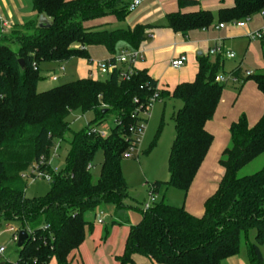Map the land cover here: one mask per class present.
<instances>
[{
	"label": "trees",
	"instance_id": "obj_1",
	"mask_svg": "<svg viewBox=\"0 0 264 264\" xmlns=\"http://www.w3.org/2000/svg\"><path fill=\"white\" fill-rule=\"evenodd\" d=\"M29 5L35 19L11 27L5 34L0 30V223L11 225L17 234H27L17 261L3 264H71L69 256L83 243L89 227L84 215L103 205H112L117 211L124 208L123 154L135 142L140 121L144 122L139 111L149 105L155 92L160 99L165 94L145 70H134L127 80L120 77L128 68L115 63L118 46L137 51L147 27L106 30L105 19L111 17L118 23L130 14L125 0H30ZM178 7L195 8L198 2L179 0ZM261 14L264 0H233L231 7L219 9L216 16L218 24L225 25ZM39 17L50 26L38 28ZM212 23L210 11L176 12L167 16L166 28L185 36L205 31ZM259 42L263 69L245 79L240 68L228 75L238 82L253 83L264 99V37ZM97 47L109 54L105 62L113 67L105 80L78 79L37 92L41 65L72 59L89 62L88 49ZM197 61L194 80L177 85L170 95L182 106L173 116L175 138L168 154L169 180L165 185L184 195L213 143L206 124L224 89V84L215 82L223 58L210 62L208 56H201ZM77 111L92 113L93 120L82 132L72 134L62 170L53 173L50 166H44L50 176L48 192L27 198V185L20 175L33 163L48 161L55 141H62L69 132V116ZM109 115L114 116V127L108 135L87 134ZM228 130L231 144L219 161L223 175L214 194L204 202L203 215L195 217L164 202L153 204L142 212L140 223L130 227L118 264H133L135 256L151 264H221L239 253L241 239L249 263L263 264L264 168L241 178L237 172L264 154V113L252 127L242 116ZM97 151L102 152L103 161L93 183L90 169ZM160 186L151 185L153 195ZM250 231H254L252 243Z\"/></svg>",
	"mask_w": 264,
	"mask_h": 264
},
{
	"label": "crops",
	"instance_id": "obj_2",
	"mask_svg": "<svg viewBox=\"0 0 264 264\" xmlns=\"http://www.w3.org/2000/svg\"><path fill=\"white\" fill-rule=\"evenodd\" d=\"M133 1L134 0H125V3L130 4ZM138 1L140 2L138 7H136L133 12H130L125 19L126 29H133L136 25L147 26L145 30L146 38L137 50L141 59L135 62L133 70H145L148 76L155 81L157 89L164 92L166 96L171 97L170 95L177 85L192 82L193 74L195 77L198 68L197 58L201 56H208L209 58L213 57L208 55L210 48L217 44H220L224 48L226 46L225 40L244 38L247 41L241 62L235 66L231 72L236 68H241L243 65L247 68L245 70L246 72L249 71L253 73L254 71H257L256 68H259L258 71L263 69V64H261L263 54L261 43L259 41H251L248 36L264 28V14L251 18L241 27L232 25L233 28L226 29L224 25L222 29H218V24L217 26H211L205 31H191L183 36L181 34H175L170 29L166 28L168 15L176 12L186 14L198 10L210 11L213 14L217 13L221 8L231 7L233 0H196L198 2V7L186 9H180L178 7L179 0ZM22 2L23 0H0V11L4 12V17L6 18L14 19V15L18 16V21L27 20L28 18L29 20L35 19L36 15L30 10V0H25L28 4H22ZM104 24H107L106 30H108L111 27H116L115 25L117 22L109 17L105 19ZM123 48V45H119L117 49H119L120 52ZM88 54L90 58L89 62L84 61L88 66V69L84 74L80 75L79 79L91 78L96 80L94 77L98 75L97 69L96 67L92 69L91 67L93 66L90 64L94 63V65H96L99 62L108 60L110 56L100 47L88 49ZM198 54H201V56ZM180 56L186 57L185 65L179 70H172L169 67L170 61ZM234 59L235 55L231 60ZM225 60L227 59H223V61ZM52 66V64L44 65V67L47 68V71H50ZM58 69L64 71L63 64H59ZM173 71L180 73L176 75L170 85H167L164 82L166 74ZM247 83L248 82L242 86L241 91L247 89V91L250 92L249 101L251 104V110L250 112L247 111L248 113L246 114H241L240 117L244 116L247 120L248 126L252 127L264 113V99L253 83L249 82L252 86ZM161 101L162 99H160L159 102ZM238 117L225 121L222 128L224 138L219 145L218 152H222V150L224 151L228 148L229 144H231L228 130L229 125L240 118ZM209 125L208 122L206 124V130L213 136V143L189 191L184 196L181 206L186 212L195 217H201L203 215L204 202L214 194L220 182L219 180H221L220 178H222L221 176L223 175L222 169L218 170L219 177L213 175V172H205L208 176L204 177L198 185L201 171L206 161L213 155L212 150L214 149L216 140V135L211 129H209ZM218 152L217 155H213L214 160H218L220 156ZM215 170L217 169L215 168ZM101 211L105 215L101 224L98 223L99 220H96V213H87L84 215V221L89 224V227L85 230L83 243L69 256L71 264H118L116 259L124 252L130 227L139 224L142 219V212L131 214L129 210L124 208L117 211L112 205H105ZM9 227L12 226L7 224L6 232H9ZM2 235L3 234L0 233V237ZM248 239L249 242H254V236L251 238L252 241H250V238ZM0 248H4V246H0ZM5 254L6 249L4 248V252L0 256V264H3L4 262L11 263ZM262 257L264 264V250H262ZM53 263L55 264V262ZM133 264L151 263L145 258L135 256L133 258ZM221 264H250L246 253L245 242L244 250L241 249L240 245L239 253L234 257L224 260Z\"/></svg>",
	"mask_w": 264,
	"mask_h": 264
},
{
	"label": "rangeland",
	"instance_id": "obj_3",
	"mask_svg": "<svg viewBox=\"0 0 264 264\" xmlns=\"http://www.w3.org/2000/svg\"><path fill=\"white\" fill-rule=\"evenodd\" d=\"M22 4H28V2L23 0ZM5 18L4 12L0 11V23L5 21L11 27L22 26L24 23L30 21L29 18L27 20L18 21V16L15 15V20ZM218 23L219 21L217 19L216 13H213L212 26H217ZM115 26L116 27L109 28L108 31L126 29V22L125 20L123 22H118ZM225 27L226 29L233 28L232 24L230 23H225ZM225 44V50H230L235 55L234 60L227 59L222 63V72H224V74L220 72L219 76H224L225 79H227L231 70L241 62L247 41L244 38H237L235 40H225ZM10 47L13 50H16V46L14 44L11 43ZM215 60L216 58H209L210 62H214ZM261 64H263L262 61ZM44 65L45 64L40 66V73L36 86L38 93L76 81L79 79L80 75L84 74V72L88 69V66L84 60L77 59H72L64 63V71L58 69L59 64L57 63L52 64L53 66L50 71H47V68H45ZM90 65L93 66L91 67L92 69L96 67L94 63ZM246 69L247 68H245L244 65L240 68L241 77L244 79L246 78ZM258 69L256 68L257 71ZM179 73L180 72L175 71L167 73L164 82L167 85H170L173 79H175L176 75ZM52 78H56V81H52ZM94 78L101 81L106 79V77L99 74ZM245 83L246 82L243 81L233 83L231 80H228L224 84L220 102L211 121L209 122V129H211L216 135L214 149L212 150L213 155H217V152L219 151V145L224 138L222 128L225 121L234 119L238 116L240 117L241 114H246L248 113L247 111L250 112L251 110V104L249 101L250 92L247 91V89L244 90L245 92L241 91L242 86ZM247 84L252 86L249 82ZM181 106L182 105L180 101L172 99L165 94L161 102L158 101L154 103L146 110V112H142L140 115V117L144 120V130L140 137L139 143L134 149L133 157L123 158L120 164L121 173L127 186V196L124 199V209L129 210L131 214L144 212L143 204L148 198V194L151 191V185L153 183L161 184L158 191L153 195L155 205L164 202L167 205L176 208L182 206V200L185 195L182 192L173 188H169L165 185L169 180V174L167 171L168 154L175 138L173 116L181 108ZM92 120L93 114L90 112L83 114L80 111H77L69 116V132L65 134L62 141H55V146L50 151L48 164L51 169L60 171L64 168V159L69 151V141L72 139V134L82 132L85 126ZM113 127L114 116L109 115L105 122L99 126H96L95 128L100 134L106 136L110 133V130ZM229 147L230 144L228 148ZM222 152H218L220 155L218 160H214L212 155L209 160L206 161L201 171V177L198 181V185L200 184L201 180L204 179V177L208 176L205 174V172H213V175H217L219 177L218 170H221L219 161L222 159ZM102 161L103 154L101 151H97L93 157V163L90 169L93 183H96L99 177ZM215 168L217 170H215ZM263 168L264 154L257 157L247 166L240 169L237 172V177L241 178L252 175L261 171ZM26 185L25 196L27 198L42 197L49 190V183L46 180H28ZM104 206L105 205L101 206V208L95 212L96 220H104L105 215L101 211ZM6 225L7 224L5 222L0 223V233L3 234L0 237V246H4L6 249L5 256L8 257L9 261L11 263H15L17 261L18 248L16 247V243L12 241L11 233L6 232ZM252 236H254V231L249 232L250 241H252ZM241 249L244 250V239H241ZM53 262H50V264H54Z\"/></svg>",
	"mask_w": 264,
	"mask_h": 264
},
{
	"label": "built area",
	"instance_id": "obj_4",
	"mask_svg": "<svg viewBox=\"0 0 264 264\" xmlns=\"http://www.w3.org/2000/svg\"><path fill=\"white\" fill-rule=\"evenodd\" d=\"M139 3L140 2L138 0H134L133 2H131L128 6V11L133 12L135 8L138 7ZM246 22H248V20L236 22L232 25L236 27H241ZM223 27L224 25H221V24L218 25V29H222ZM0 28H1L0 29L1 34H5L7 31L11 29V26L7 22L3 21L0 23ZM248 37L251 41L262 40V38L264 37V28L261 29L260 31L250 34ZM208 55L213 56V57H220V58L228 59V60H231L234 58V54L229 50H225L220 44H217L212 49H210L208 51ZM140 59H141V56L139 52L137 51L121 50L118 53V55L115 57V63L117 65H125L128 68L126 73L120 74L121 79H124V80L128 79V75H130L134 71L133 65L135 64V62H137ZM185 63H186V57L180 56L176 59L171 60L169 63V67L172 70H179L185 65ZM96 69L99 75L107 77L112 72L113 67L109 65L108 63H106L105 61H103V62H99L96 64ZM251 74H252L251 72H246L245 75L250 76ZM228 80H231L233 83L238 82L234 77L230 75L227 79H225L224 76H217L215 78V82L218 84H225ZM52 81H56V78H52ZM158 101H160L159 94L155 92L150 99L149 105L146 106L143 110L139 111L140 115L142 112H146L148 108H150L154 103ZM139 124H140V128L139 130H137V132L134 135L135 142L132 143V146L129 147L125 151V153L123 154V158L133 157L134 149L137 147L140 137L142 135V132L144 130V122L140 121ZM130 132L132 133L133 129H130ZM87 134L88 135H98L101 138L105 137V135L100 134L96 128L90 129ZM45 165L49 166L48 161L45 162V160L43 159H41L38 163H33L25 172H23L20 175L21 179L25 182H27L28 180L30 181L46 180L47 182H49L50 176L47 175L45 171L43 170ZM52 172L57 173L58 170L52 169ZM153 204H154V199H153V194L151 190L148 194L147 201L143 204L144 211H147ZM98 223L101 224L102 221L99 220ZM8 230L11 233L12 241L16 243L17 242V232L15 231L13 227H9ZM3 252H4V248H0V256L3 254Z\"/></svg>",
	"mask_w": 264,
	"mask_h": 264
},
{
	"label": "water",
	"instance_id": "obj_5",
	"mask_svg": "<svg viewBox=\"0 0 264 264\" xmlns=\"http://www.w3.org/2000/svg\"><path fill=\"white\" fill-rule=\"evenodd\" d=\"M49 26H50V22L48 20H46L44 17H39V19L37 21V27L38 28H48ZM198 55L201 56V54H198ZM18 63H19V66L22 68L23 67L22 60H19ZM26 238H27V234L25 232H19L17 234L16 247L18 249L22 247Z\"/></svg>",
	"mask_w": 264,
	"mask_h": 264
}]
</instances>
